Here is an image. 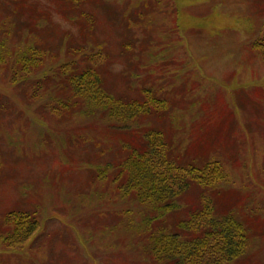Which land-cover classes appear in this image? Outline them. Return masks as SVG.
I'll return each instance as SVG.
<instances>
[{"label":"rangeland","instance_id":"374dc122","mask_svg":"<svg viewBox=\"0 0 264 264\" xmlns=\"http://www.w3.org/2000/svg\"><path fill=\"white\" fill-rule=\"evenodd\" d=\"M263 36L264 0H0V264H170L151 236L182 232L207 200L246 227L232 264H264ZM89 69L162 108L110 117L75 95ZM154 131L177 164L219 162L218 183L170 211L139 200L118 165ZM22 211L40 226L11 248L6 216Z\"/></svg>","mask_w":264,"mask_h":264},{"label":"trees","instance_id":"16d2710c","mask_svg":"<svg viewBox=\"0 0 264 264\" xmlns=\"http://www.w3.org/2000/svg\"><path fill=\"white\" fill-rule=\"evenodd\" d=\"M70 1L84 4L90 0ZM255 46L264 56V36ZM34 49L41 57L42 51ZM102 84V77L91 69L73 78L71 83L77 97L107 108L110 117L129 121L162 108L163 100L156 98L150 89H145L143 101H125L112 96ZM125 113L130 114L129 117ZM150 134L143 149L132 148L128 157L118 165L122 166L119 177L128 179L130 190L133 189L139 200L154 204L156 210H174L177 200L193 183L206 187L221 179L219 162H208L202 167L177 164L169 157V145L163 133L154 131ZM6 221L12 226L5 239L11 248L24 246L40 226L34 214L24 211L8 213ZM179 227L182 232L160 231L151 236L152 255L156 260H167L170 264H232L243 257L248 248L245 225L233 215L217 216L210 200L205 201L190 218L181 221Z\"/></svg>","mask_w":264,"mask_h":264}]
</instances>
